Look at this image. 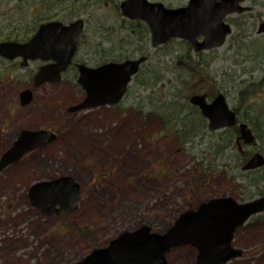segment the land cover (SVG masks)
Segmentation results:
<instances>
[{
    "label": "rangeland",
    "instance_id": "obj_1",
    "mask_svg": "<svg viewBox=\"0 0 264 264\" xmlns=\"http://www.w3.org/2000/svg\"><path fill=\"white\" fill-rule=\"evenodd\" d=\"M115 1L122 0H104L107 5L102 4L95 15H83L86 29L78 59H87L91 44L103 37L105 30L99 32L97 25L115 21ZM151 1L177 7L188 0ZM263 2L247 0L250 11L229 17L233 19L232 35L241 32L248 22L246 26H254L248 34L256 36L257 25L264 19ZM13 5L8 3L3 11ZM232 35L225 45L205 56V61H210L208 72L227 92L231 80L237 84L263 74L254 69V61L234 56ZM177 43L165 58L169 63L181 48ZM260 43L264 44V39ZM14 68V64L0 60V158L23 130L54 128L58 139L0 170V264H71L106 246L122 232L144 225L154 232H164L180 214L209 199H244V181L240 171L233 168L234 154L228 166L203 160L207 157L204 148L208 131L196 137L193 145L180 143L160 116L138 107L135 87H129L118 105L70 112L71 106L84 99L82 89L74 84L77 72L71 71L64 84L33 91L25 79L17 78ZM168 77L177 83L174 73ZM26 89L33 91L34 98L22 105L20 94ZM161 89L166 92V88ZM235 97L232 91L227 96L232 108ZM63 176L72 177L80 186L74 211L45 214L32 205V185ZM262 215L252 217L237 230L233 247L242 253L226 264H264ZM197 254L194 247L186 245L173 249L167 261L195 264Z\"/></svg>",
    "mask_w": 264,
    "mask_h": 264
},
{
    "label": "water",
    "instance_id": "obj_2",
    "mask_svg": "<svg viewBox=\"0 0 264 264\" xmlns=\"http://www.w3.org/2000/svg\"><path fill=\"white\" fill-rule=\"evenodd\" d=\"M245 0H188L185 6L167 8L161 2L150 0H122L120 11L130 20L144 21L151 33L153 47L168 43L171 39L188 41L195 53L221 47L232 31L224 18L245 10ZM84 28L83 19L70 24L50 21L41 24L33 37L25 42H0V57L15 59L53 60L54 63L41 68L36 84L45 80L57 81L61 72L71 63ZM264 33V22L259 25ZM202 37L199 40V37ZM147 59L141 56L123 61H110L97 67L78 65V84L85 91L84 100L69 108L70 112L102 106H114L125 96L132 78ZM51 75V77L49 76ZM54 75V77H52ZM22 105L31 100V91L21 94ZM190 102L198 106L208 119L210 130L229 127L240 129V138L251 143L255 138L246 123H238L235 111L227 103L223 93L208 101L206 94H194ZM49 130H23L0 159V170L14 164L31 150L41 148L55 139ZM264 165V156L254 154L244 165V170ZM80 186L70 176L44 180L29 189L33 206L42 209L50 206L71 212L77 208ZM264 212V194L258 198L238 202L232 197L212 198L196 209L182 213L165 232H154L149 226L125 231L104 247L93 249L80 260L71 264H169L168 253L178 247L189 245L197 250L195 264H225L239 257L241 251L233 247L236 230L252 216Z\"/></svg>",
    "mask_w": 264,
    "mask_h": 264
},
{
    "label": "trees",
    "instance_id": "obj_3",
    "mask_svg": "<svg viewBox=\"0 0 264 264\" xmlns=\"http://www.w3.org/2000/svg\"><path fill=\"white\" fill-rule=\"evenodd\" d=\"M103 1L0 0V41H28L41 23L51 19L69 22L83 15L93 16L102 4L107 5ZM8 3L14 4L13 7L3 11ZM112 5L115 6V21L108 24L100 22L97 25L99 32L105 30L103 37L91 44L92 51L87 59H78L76 56V62L98 66L108 61H123L146 55L147 60L141 65L130 85L137 90L135 99L138 107L160 116L166 128L175 134L180 143L193 145L196 137L200 138L203 131H208L209 138L204 148L207 157L203 160L228 166L229 159L234 154L233 168L240 171V177L244 181V199L241 201L262 196L264 165L248 171L243 170V166L255 152L264 155V44L260 43L264 37L248 34L254 28L251 25L246 26L248 22H245L244 28L241 27V32L232 35L233 44L236 46L234 56H242L244 61H254V69L263 71V74L256 78L243 79L237 84L231 80V90L227 92L221 81L208 72L210 61H205V56L212 51L200 52L195 56L187 41L177 40V45H181V48L174 53V59L169 63L165 58L171 53L170 49L176 40L152 48L147 25L140 20H127L120 12L119 3L115 1ZM236 27L239 29L237 22ZM82 41L83 39L79 46ZM170 73L175 74L177 83L168 77ZM229 75L232 76V73ZM161 88H166V92H161ZM231 91L236 96L233 110L238 121L247 123L255 136V142L250 147L242 142L240 145L237 143L240 138L238 128L210 131L200 110L189 102V98L196 93H206L207 98L212 100L218 93L230 96ZM252 147L255 148L254 151L250 149ZM260 218L264 221V213Z\"/></svg>",
    "mask_w": 264,
    "mask_h": 264
},
{
    "label": "flooded vegetation",
    "instance_id": "obj_4",
    "mask_svg": "<svg viewBox=\"0 0 264 264\" xmlns=\"http://www.w3.org/2000/svg\"><path fill=\"white\" fill-rule=\"evenodd\" d=\"M244 3H246V2H244ZM244 3L242 5H244ZM262 5H264V2L262 3ZM244 6H245V10L244 11H242L240 13H235L233 15H240L241 16L244 13L250 11V6H247V5H244ZM258 25H259V23H258ZM258 25H257V27H258ZM261 35L264 36V34H261ZM0 60L7 61V62H10V63L14 64L15 65L14 72L17 75V78L18 77H22L23 79H25L26 82L29 85H31V87L33 86L32 87V88H34L33 91L35 89H39L40 87H44V86H45V89H47L49 86L55 87V86H59L60 84H64L66 82V80L68 79V75L71 74V71L78 72V64L74 60H72L71 64L68 66L67 70L64 71V72H61L60 77L58 78L57 81L45 80L41 84L37 85L36 84V80H35V77H36L37 73L39 72V70L41 68H45L46 66H49V65L53 64L54 63L53 60L45 61V60H40V59H34V60L25 61L23 58H20V57L19 58H15L14 60H7V59H4V58H0ZM19 70H21L22 72H19ZM49 76L51 77V75H49ZM52 77H54V75H52ZM75 80H76V82L74 81V84L77 85L78 84L77 83V78ZM33 91L31 93V101L28 104H30L33 101V98H34ZM83 95L85 96L84 92H83ZM20 96H21V94H20ZM45 130H51L55 134H58V131L56 129H54V128H45ZM57 139H58V135H57L56 140ZM45 209L47 211H51L49 206H46ZM59 213H61V211L57 212V214H59Z\"/></svg>",
    "mask_w": 264,
    "mask_h": 264
},
{
    "label": "bare ground",
    "instance_id": "obj_5",
    "mask_svg": "<svg viewBox=\"0 0 264 264\" xmlns=\"http://www.w3.org/2000/svg\"><path fill=\"white\" fill-rule=\"evenodd\" d=\"M241 142H242V144H244L245 146L250 147V146L255 142V139H254L251 143H245L244 140H243L242 138H239L238 141H237V143L240 145ZM239 147H240V146H239ZM180 215H181V214H180ZM180 215H179V216H180ZM179 216H178V217H179ZM178 217H177V218H178ZM177 218H176V219H177ZM173 224H174V223H173ZM173 224H172V225H173ZM172 225H170V227H171ZM170 227H169V228H170ZM164 232H165V231H164ZM115 238H116V237H115Z\"/></svg>",
    "mask_w": 264,
    "mask_h": 264
}]
</instances>
